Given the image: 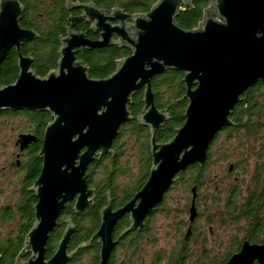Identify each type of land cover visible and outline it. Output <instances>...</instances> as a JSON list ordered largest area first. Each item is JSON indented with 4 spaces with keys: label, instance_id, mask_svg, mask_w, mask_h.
I'll return each instance as SVG.
<instances>
[{
    "label": "water",
    "instance_id": "1",
    "mask_svg": "<svg viewBox=\"0 0 264 264\" xmlns=\"http://www.w3.org/2000/svg\"><path fill=\"white\" fill-rule=\"evenodd\" d=\"M208 2L202 22L192 31L181 29L175 22L188 6L187 0H159L149 13L133 17L118 9L108 13L91 5L75 6L82 14L72 23L85 19L98 39L92 41L68 28L60 40L57 70L39 78L32 71V59L19 52L23 43L38 35L20 27V0H0V65L15 48L19 70L15 84L0 88V111L47 112L53 121L45 129L42 168L31 190L37 198L34 225L15 264H67L72 259L73 253L68 252L74 232L71 225L46 260L48 236L63 209L75 198L76 214L91 206L87 167L98 151L99 156L111 154L122 125L136 119L139 126L149 129L151 168L130 203L117 212L109 207L101 211L100 228L92 237L100 244L99 264H107L116 245L111 235L118 219L129 214V231L141 229L175 177L190 166L205 165L215 136L232 126L230 116L240 97L256 83L264 82V0ZM114 45L129 51L130 56L120 60L108 78H89L86 67L76 58V50L90 52ZM168 71L184 74L187 107L183 126L169 142L159 143V133L169 117L155 107L151 81ZM141 90L143 112L134 118L129 107ZM192 193L190 221L196 216L195 188ZM27 255L29 259L24 261ZM255 261L264 264V245L245 243L226 264Z\"/></svg>",
    "mask_w": 264,
    "mask_h": 264
},
{
    "label": "trees",
    "instance_id": "2",
    "mask_svg": "<svg viewBox=\"0 0 264 264\" xmlns=\"http://www.w3.org/2000/svg\"><path fill=\"white\" fill-rule=\"evenodd\" d=\"M91 1L94 5L104 7L105 9L118 8L128 16L137 14H146L159 0H85ZM30 2V4H29ZM188 6L181 10L176 18V24L183 30L192 31L197 29L202 22L204 12L208 8V0H187ZM26 12L20 22V27L34 31L38 38L34 41L24 43L19 49L22 56L32 58V71L39 77L44 78L50 72L57 69L59 60L58 51L60 49V40L66 36L69 24V14L64 12L63 3L58 0H27ZM28 3V4H27ZM50 3L53 6L50 7ZM53 10V11H52ZM78 32L86 33L89 39H95L96 36L85 25H77L74 29ZM130 56V52L116 45L102 50L84 51L80 50L76 53V58L86 67L89 78L95 80H103L111 76L117 69L120 60ZM17 55L14 49L10 50L6 57L0 74V86L10 85L16 79L18 71L16 68ZM184 74L179 71H168L162 75L156 76L151 81V91L154 95L153 103L155 107L167 113L168 122L162 127L158 140L160 143L169 142L175 135L177 129L184 124V112L187 102L183 99L185 95V85L183 84ZM240 98V102L235 106L230 117L232 126L221 130L214 138L213 142L221 137L226 141L234 139L236 141L234 160H232L233 173L242 175V178L235 179L232 184L228 185L226 195L221 201L226 211L232 213V219L237 221L238 218H244L245 223H249V230L264 229V82L256 83L249 88ZM142 94L138 93L133 100V104L129 107L134 118H137L142 110ZM41 127H45L50 122V117L46 113L37 115ZM139 135L143 137L142 147L143 161L142 165L146 166L147 175L151 168V153L148 143V130L139 126L136 119L132 122L122 125L118 132V137L125 134ZM117 137V138H118ZM119 141L113 142L111 150L117 152L119 150ZM147 152V156L144 154ZM211 149L207 152V161L203 167L190 166L185 172L179 173L175 177L176 184L181 185L183 191L184 185L189 188L193 185L205 184V171L209 165ZM115 156V155H114ZM253 158L254 160H250ZM254 162V165L251 164ZM252 167V177L249 180V167ZM229 168V167H228ZM95 167H91V171L95 172ZM97 179L99 183H95V177L90 175L88 183L97 187L100 192L96 200V204L85 216L78 217V228L76 239L72 242L73 247L81 245L84 242L91 241L92 236L99 226V211L105 204L106 190L116 192V179L120 174L119 165L116 158L108 155L103 163L96 169ZM228 171V169H227ZM38 171H33L30 182L38 175ZM248 176V177H247ZM148 177V176H147ZM250 184L245 185V189L241 186L245 182V178ZM145 182L140 183L143 186ZM171 187V188H172ZM173 187V188H174ZM217 190V189H216ZM189 191V190H188ZM245 191V195H243ZM216 195V194H215ZM213 196V203L215 202ZM217 214L219 211H216ZM210 212V214H215ZM221 215V214H220ZM34 218L32 211L25 213L23 220V228L16 237H7L0 239V264H15L19 252L24 246L26 236L31 230ZM60 224L61 220L58 221ZM63 228H56L51 235L50 242L47 245L46 259L52 254V248L62 235ZM91 245V244H90ZM98 248L93 244L91 247L80 249L76 256L67 264H75L82 257H89L87 264H95ZM93 259V260H91Z\"/></svg>",
    "mask_w": 264,
    "mask_h": 264
},
{
    "label": "flooded vegetation",
    "instance_id": "3",
    "mask_svg": "<svg viewBox=\"0 0 264 264\" xmlns=\"http://www.w3.org/2000/svg\"><path fill=\"white\" fill-rule=\"evenodd\" d=\"M25 1L27 0H20V3L23 6V14L21 20L27 9ZM58 1L59 3H61L62 1L64 12L69 14L70 27L68 28H72V31L74 33H84L74 30L77 25L83 26L86 24L89 27V30L91 27V24L87 23L85 19H81L75 23H72L73 19L79 18L82 14V11L78 8H75V6L91 5L100 12L108 13H111L113 10L118 9H105L101 6L98 7V4L94 5L93 2L85 0H71L70 5L68 3L69 0ZM49 5L50 7H52L53 3H50ZM21 20L19 21V24ZM84 34L86 35V33ZM94 35L96 36V38L90 40L94 41L98 39V35ZM86 38H88L87 35ZM22 46L23 44L19 47V49ZM12 49L16 51L15 48ZM78 51L79 50H76V53ZM16 55V68L19 75V70L17 67V52ZM23 57L25 58V56ZM4 61L0 65V74ZM17 79L12 84L0 86V88L15 84ZM140 92L142 94V113L144 91H138L136 95ZM136 95L132 99V102L135 99ZM43 113H46L50 117V122L45 127L40 126L39 119L37 118V115L40 116ZM52 122L53 121L51 119V116L47 112L27 110L0 111V226L8 228L9 226H11L12 222L17 225L16 230H13L12 228L8 230L9 234L6 235H8L9 237H12L13 234L15 235V237L18 236L19 231H21V229L23 228L24 216L28 210L32 211L33 218L35 219L34 207L37 204V198L36 194L31 190L35 182L37 181L42 168L43 162L40 152L43 147L45 129ZM122 136L124 137L126 136V134ZM122 136H117L118 138H115V140L117 139V141H119L118 146L120 147L117 152L111 150V154L99 156L100 152L98 151L95 160L87 167L85 174L87 189L92 191V194L89 198L93 200L91 206L76 214L73 208L77 198H75L70 204L66 205L61 215L57 219V226L48 236V240L46 243V252L47 245L50 242V238L54 230L56 228H59L61 225V227L63 228V235L68 225H71L74 228V232L69 243L68 252L70 254L73 253L72 258L76 256L80 249L91 247V245L93 244L98 248L95 264H99L100 244L98 243V240H92L91 238V241L84 242L76 247H73L72 242L74 241V239H76L75 235L79 230L77 221L78 217H86L87 212L95 206L98 195L100 194V192L97 191V187H94L88 183V178L90 175L93 177L94 173L95 183L100 182L97 179V174H95L97 171L96 169L103 163L108 155L116 158V161L119 165L120 174L116 179V192H110L106 190V200L105 204L99 211V226L95 234L98 232L101 225V211L103 209L109 207L112 212H117L118 210L125 207L128 203H130L135 195L143 187L140 186V169H138L139 165H141L140 153H134L133 157H131V154H128V152L124 149L125 147H123L124 140ZM125 155L126 158L123 157ZM128 157L133 159L135 158V160L133 161H135L137 169L135 168L133 163H129L130 159ZM92 166L96 168L95 172L91 171ZM34 170H39V173L36 178L30 182V173H32ZM227 173L232 174L233 169L232 171L228 170ZM204 185V183L200 185H193L190 188L187 184L184 185L183 187L186 188L183 192L185 196H183L181 199H173L172 197L169 198V194L174 187L171 186L172 188L170 187L165 193L161 204H159L155 208L154 212L151 215H148L145 218L144 226L141 229L129 231V228L132 224L130 221V216L129 214H124L120 219L117 220L113 227L111 236L112 241L115 242L116 245L110 253L107 264H226L233 255L238 254L241 251L245 243L257 246L264 245V229L255 231L249 230L248 228H246L247 226H249V223H246L245 226L242 227V229L239 231L233 230L232 235H229L228 239L225 240L226 243H224L223 241H216L217 237L214 234L215 231L213 227L215 226L217 219L228 220L229 222H241L244 218H238L237 221L233 220L232 213L230 211H226L223 205V209L218 214H210V210L206 209V204L204 201ZM193 188H195L196 194L194 201L196 216L193 221H190V208L192 206ZM61 218L62 223L60 224L58 221L61 220ZM167 220L168 222H166ZM207 233L212 238L214 235V238L212 240L214 244H211V246H216L215 248L219 249L220 253L224 251V256L222 258L216 257L215 255V261L208 260L209 253L211 251L207 250L205 244V239L208 237ZM60 239L52 248L53 254L57 249V245ZM89 242H91V245L89 244L88 246L81 248L82 245H87ZM88 260L89 257L85 256L80 258L77 262L87 263ZM253 264L258 263L255 261Z\"/></svg>",
    "mask_w": 264,
    "mask_h": 264
},
{
    "label": "rangeland",
    "instance_id": "4",
    "mask_svg": "<svg viewBox=\"0 0 264 264\" xmlns=\"http://www.w3.org/2000/svg\"><path fill=\"white\" fill-rule=\"evenodd\" d=\"M209 6V5H208ZM132 24V23H131ZM169 117V116H168ZM145 128V127H143ZM148 130V143L150 140V135H149V129L145 128ZM125 134L126 136H122L124 142H123V147H125L124 149L128 152V154H131V157H133L134 153L139 154L141 156V165H139L138 169H140V183L145 182V180L147 179V170H146V166L142 165L143 161V152H142V147L144 146L142 144L143 142V137L139 136V135H127L129 134L127 132V130H125ZM150 146V145H149ZM236 146V141H234V139L230 140V141H226V139H224V137H221L217 140V142L211 143L209 149H211V155H210V160H209V165L205 171V179L206 182L204 185V201L206 204V209H209V212H216V211H221L223 209V206L221 204V201L224 199L225 195H226V189L228 187V185L232 184L233 181L235 179H241L242 175L240 174H236L232 173V174H228L227 173V169L229 167V165L232 164V160H234L233 158L234 156V149ZM150 149V147H149ZM208 149V150H209ZM151 153V152H150ZM125 154V153H124ZM144 154L147 156V152H144ZM124 158H126V155L123 156ZM129 158V157H128ZM130 162L129 163H133V165L136 168L135 165V158H129ZM250 160H254L253 158H250ZM264 161V160H263ZM251 164L254 165V162L251 161ZM137 169V168H136ZM249 180L252 177V167L250 165L249 167ZM248 177V176H247ZM247 177L245 178V182L241 185L243 186V189H245V185L250 184L249 180L247 179ZM182 187L181 185L176 184L175 187L171 190V193L169 194V198L172 197L173 199H181L184 195V191L181 190ZM217 189V190H216ZM243 195H245V191H243ZM216 194V195H215ZM213 196H215V202L213 203ZM217 214V212L215 213ZM168 222V220L166 221ZM245 221L244 219H242L241 222H229L228 220H220L217 219L214 228V234L217 237L216 241H223L224 243H226V239H228L229 235H232V231L236 230L239 231L242 229V227L245 226ZM12 228L13 230L17 229V225H15L14 222H12L11 226H9L8 228L6 227H2L0 226V239H5L7 237H9L6 234L8 233V230ZM7 229V230H6ZM208 235V233H207ZM240 236V235H239ZM12 237H15V235L13 234ZM214 238V235H213ZM213 238L208 235V237L205 239V244L207 247V250L211 251L209 253L208 256V260L211 261H215L214 259H216V257H220L222 258L224 256V251H222L220 253L219 249H216V246H211V244L213 243ZM26 241V240H25ZM215 241V240H214ZM25 245V243H24ZM29 255V254H28ZM25 256L24 257V261H28V257L29 256ZM216 255V257H214ZM86 259V258H85ZM75 264H87L86 262H75Z\"/></svg>",
    "mask_w": 264,
    "mask_h": 264
},
{
    "label": "bare ground",
    "instance_id": "5",
    "mask_svg": "<svg viewBox=\"0 0 264 264\" xmlns=\"http://www.w3.org/2000/svg\"><path fill=\"white\" fill-rule=\"evenodd\" d=\"M32 41H34V40H32ZM29 42H31V41H29ZM25 43H28V42H25ZM24 44V43H23ZM230 167V166H229ZM228 170H229V168H228ZM232 171V170H231Z\"/></svg>",
    "mask_w": 264,
    "mask_h": 264
}]
</instances>
